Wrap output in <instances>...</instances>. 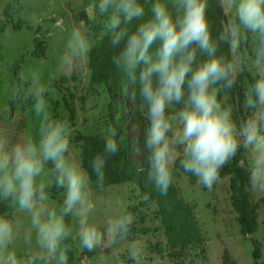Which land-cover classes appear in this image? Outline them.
Instances as JSON below:
<instances>
[{
    "label": "clouds",
    "instance_id": "9594fccd",
    "mask_svg": "<svg viewBox=\"0 0 264 264\" xmlns=\"http://www.w3.org/2000/svg\"><path fill=\"white\" fill-rule=\"evenodd\" d=\"M150 2L147 19L140 0H95L89 17L93 23L102 18L112 48L122 46L112 58L115 68L133 83L139 72L141 111L146 109L147 120L143 147L148 182L167 196L179 158L183 171L211 191L221 179V170L243 148L247 162L241 161V166L247 171L248 191L264 198V0H215L223 13L215 41L209 0ZM133 22L138 23L129 32ZM220 45L227 46V55L219 51ZM92 47L84 23L73 26L55 75L71 77L82 69ZM245 71L254 81L244 93L246 115L237 122L232 109L218 97L227 95ZM19 80L30 81L28 96L41 123L38 141L31 134L14 138L8 131L12 122L0 129V201L30 216V228L23 232L26 250L20 257L13 249L17 226L0 215V264H68L67 241L73 235L66 223L69 216L76 221L75 235L82 249L99 253L95 264H145L149 257L143 242L130 239L135 216L127 205L117 202L102 221L93 215L90 177L69 156L67 122L48 114L49 88L42 84L41 72L21 73ZM22 91V87L14 90L13 96ZM172 106L179 107L169 118L166 109ZM116 135L115 127L108 128L103 151L91 160L98 188H103L109 157L119 152ZM48 163L52 168L46 172ZM53 186L63 189L57 207L46 203V189ZM142 199L150 198L145 194ZM106 249L115 259L106 255ZM150 264H161L160 258L152 254Z\"/></svg>",
    "mask_w": 264,
    "mask_h": 264
},
{
    "label": "rangeland",
    "instance_id": "374dc122",
    "mask_svg": "<svg viewBox=\"0 0 264 264\" xmlns=\"http://www.w3.org/2000/svg\"><path fill=\"white\" fill-rule=\"evenodd\" d=\"M13 0H0V20H4L2 12L7 3ZM95 0H18V6L12 12L11 19L7 21L16 22L22 20L27 24L36 27L40 26L41 31L36 35L34 30L22 27L19 30L12 29L9 23L3 31H0V129L7 127L12 122L8 131L14 138L31 134L34 139L39 140V126L41 117L34 112L33 104L23 105L28 97L30 81L18 84L14 75L13 65L24 57L20 64L21 73L27 75L30 71H40L42 74V84L49 88L48 97H45L48 105V114L52 119H59L67 122L70 128L69 136V156L82 165V152L78 144L73 139L76 132L82 134H101L107 138V122L104 119L108 95L104 85H97L91 78L98 74L104 63L105 55L113 49L110 45V38L103 31L102 18H98L95 23L89 19L91 15V4ZM216 7L215 0H209V9ZM84 23L90 33L93 46L99 41L105 40L99 57L90 62L89 56L82 69H78L74 75L76 80L70 81L65 86H69L73 98L72 105L75 108L74 126L69 123L68 112L64 105V94L49 85L53 79H59L55 75L61 55L65 50V44L73 26ZM222 24L217 21L216 28L219 32ZM38 37L41 41V54L39 58L27 55L33 49V38ZM122 47V46H121ZM251 48V41H249ZM219 51L224 53L223 45ZM225 54V53H224ZM248 72V71H246ZM20 73V74H21ZM251 76L252 74L248 72ZM20 76V75H19ZM253 77V76H252ZM241 86L244 93L249 86V80L245 75L239 77L237 85L227 94L221 93L218 97L226 106L232 109L233 119L239 122L237 110V90ZM23 88L20 92L19 100H14L13 110L8 106V101L13 96L14 90ZM53 102L58 104L55 112ZM128 105V127H127V155L129 161L140 172V182L148 190V161L147 153L144 151V135L142 128L147 127L145 111H141V98L137 92L136 85L130 81ZM179 106H172L166 109V114L171 118ZM246 114V113H245ZM175 126V121L173 120ZM141 154L136 155V151ZM236 158L240 167L244 171L246 183L245 204L250 209L257 201L247 188L248 176L245 167L241 166V161L247 162V153L241 148ZM84 169V168H83ZM49 168L45 166L47 172ZM173 182L176 184L183 199L194 205V212L198 226L203 235L201 244L192 245L181 250L180 259L182 264H253L251 239L258 242L261 249V260L264 261V205H261L256 213L253 223L254 232L250 235L241 233L240 225L236 220L235 212L231 207L229 198V183L227 178H221L211 191L203 188L197 182V178L192 176L194 184L190 182L189 174L180 171L173 166ZM140 187L134 183H121L111 185L97 190L92 181L89 183V199L95 205L93 215L98 221L104 220L111 214L113 206L119 202L127 206L137 204L141 199ZM63 190L59 192L56 199L46 201L53 207L58 206L60 199L63 200ZM157 205L149 202L146 206L132 212L135 216V223L132 227L130 239H139L143 242L145 255L149 260L145 264H150L152 254L160 258L161 264H174L175 261L168 256L165 249L168 247L165 233L160 220L156 214ZM3 215L17 226L19 235L14 241L13 249L17 255L22 257L25 252L23 244V232L30 228V216L26 212H20L14 208ZM70 226L73 235L69 238V251L73 260L71 264H88L91 260L95 264V257L98 252L89 253L82 249L76 238V221L69 216ZM106 255L111 257V253ZM115 259V257H111ZM69 264V262H68ZM131 264V261H127Z\"/></svg>",
    "mask_w": 264,
    "mask_h": 264
},
{
    "label": "trees",
    "instance_id": "16d2710c",
    "mask_svg": "<svg viewBox=\"0 0 264 264\" xmlns=\"http://www.w3.org/2000/svg\"><path fill=\"white\" fill-rule=\"evenodd\" d=\"M140 3L144 6L147 19L151 15V2L150 0H140ZM18 6V0H13L9 2L4 7L2 15L4 20H0V31H3L7 24H12V29L19 30L22 27L26 29L34 30L37 35L41 31L40 26L33 27L22 20H17L16 22H10L6 19H11V14ZM208 18L211 24V33L213 40L215 41L217 36L216 23L220 21L222 24L223 13L216 6L213 9H208ZM138 22H133V25L128 26V31L131 32L134 30L135 24ZM105 40L98 41L91 49L89 54L90 62H94L100 55ZM41 41L36 36L33 38V49L27 53L31 57L39 58L41 54ZM122 48V47H121ZM121 48L111 49L104 57V63L100 72L94 75L91 78V81L97 85H104L108 95V102L106 104V112L104 119L107 122L108 128L115 127L116 129V141L119 146V152L113 156L109 157L108 163L105 167V181L103 188L117 185L121 183L134 182L140 187L141 196L145 194L149 196V200L146 202L141 199L137 204L133 206H128V211L131 213L136 209L146 206L149 202H154L157 205L156 214L160 220L165 237L167 240L168 247L165 251L168 253V256L174 260L180 259V254L182 249H186L189 246L201 244L203 242V235L201 229L198 226L196 215L194 212V205L185 201L181 196L176 184L173 182L172 187L169 189L167 196H161L155 189L154 184L150 183V190L146 189L140 182V172L139 170L132 165L128 159L127 155V127H128V105L127 98L129 96V85L130 80L122 72L118 71L112 63L113 56L117 55ZM225 55L228 54V49L226 45H223ZM250 49V48H249ZM24 57H21L14 65L13 71L14 75L17 78L18 84H20L19 75L21 73L20 64L23 63ZM242 75H245L249 84L254 81L248 72H244ZM139 72H137V80L135 82L137 92L140 94V85H139ZM76 80V76L73 74L71 77H59V79H53L49 85L50 88H56L59 91H62L64 94V105L68 112L69 123L74 126V116L75 108L72 105L71 101L73 94L69 86H65L70 81ZM20 95V93H19ZM19 95L17 97L11 96L8 101V106L13 110L14 100H19ZM48 97V93L46 95ZM21 102V101H20ZM243 92L241 86L237 90V110L240 117L245 116L243 110ZM23 105L33 104V100L28 96L23 102ZM55 112H57L58 104L53 102ZM107 128V130H108ZM145 128L143 126L142 132L144 135ZM73 141L79 145L82 152V165L83 168L87 171L90 180L93 183V186L100 190L96 186V176L92 172L91 160L94 156L101 153L104 148L105 138L101 134H82L81 132H76ZM175 166L178 170L183 171L180 167V160L177 158ZM47 167L52 168V164L48 163ZM184 172V171H183ZM188 174V173H186ZM189 179L192 184H194L191 174H189ZM221 178H227L229 183V198L231 202V207L236 215V220L241 228V233L243 235H250L254 232L253 223L256 217L258 208L261 205H264V198H258L253 206L248 209L245 204V192H246V183L244 179V171L240 167L238 159L230 161L220 173ZM63 189L57 188L55 186L46 189L51 199H56L59 195V192ZM62 199L59 200L58 205L62 203ZM13 207L10 203L0 201V215L5 214L6 212L12 210ZM66 223L70 226L69 217L66 218ZM69 240L67 241V243ZM252 249V258L253 264H264V261L261 260V249L258 242L251 239ZM73 258L68 253V262L71 264ZM174 264H182V261H175Z\"/></svg>",
    "mask_w": 264,
    "mask_h": 264
}]
</instances>
